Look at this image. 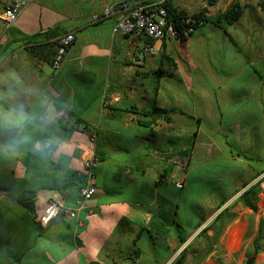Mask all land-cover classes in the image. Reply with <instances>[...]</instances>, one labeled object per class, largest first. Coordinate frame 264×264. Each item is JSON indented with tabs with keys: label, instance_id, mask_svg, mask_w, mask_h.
I'll list each match as a JSON object with an SVG mask.
<instances>
[{
	"label": "crops",
	"instance_id": "0c3cea01",
	"mask_svg": "<svg viewBox=\"0 0 264 264\" xmlns=\"http://www.w3.org/2000/svg\"><path fill=\"white\" fill-rule=\"evenodd\" d=\"M12 1L0 0V93L15 76L40 87L55 104L66 105L64 112L74 125L58 121L57 135L68 152L56 161L42 160L32 151L0 155V264H172L189 245L187 264H243L264 214L256 215L236 200L264 176L252 180L264 161L245 151L233 153L221 134L218 96L211 88L222 83L208 80L213 84L208 87L206 81L221 75L209 62L207 42L215 44L217 56L228 54L230 77L253 70L258 85L242 98H255L264 108V0H167L173 10L206 11L210 17L237 2L243 14L226 33L205 25L185 41L166 35L158 42L112 33L125 13L123 0H31L6 25L3 9ZM108 5L116 7V15L93 23L92 16ZM35 35L42 36L31 38ZM68 35L73 43L53 70L54 49L43 44ZM147 47L156 52L145 53ZM153 108L176 111L165 120L149 115ZM83 128L96 130L94 144ZM257 129L245 127L241 135L247 140ZM92 151L99 159L94 196L75 217L60 214L40 226L38 219L51 199L75 206L84 184L83 159ZM177 156L189 159L181 190L159 182L161 175L181 178L173 165ZM219 162L232 167L227 182L211 181L207 190L199 175V195L191 199L193 171ZM226 208L234 219L204 256L206 245L197 235ZM248 230L243 258L237 259ZM206 234L211 237L213 230ZM180 239H186L181 246ZM258 259L264 264V253L256 264Z\"/></svg>",
	"mask_w": 264,
	"mask_h": 264
},
{
	"label": "built area",
	"instance_id": "2783aa9c",
	"mask_svg": "<svg viewBox=\"0 0 264 264\" xmlns=\"http://www.w3.org/2000/svg\"><path fill=\"white\" fill-rule=\"evenodd\" d=\"M31 0H13L3 9V20L6 25L13 24L23 9L28 5ZM167 0H123L121 8L125 9L123 13L115 22L112 33L119 34L122 36H129L138 39H150L151 41L158 42L162 41L166 35L173 36L177 39L182 37H188L192 32L190 29H185L181 34H178L172 24L169 22L167 10ZM117 13L116 7L108 5L96 15L92 16L93 23H99L104 20L111 19ZM179 35V36H178ZM73 37L71 35L61 38L58 43L59 47L51 62L53 70H57L62 62L63 57L68 51L69 47L73 43ZM156 52L154 47H147L145 53L153 55ZM109 101L107 98L103 99L102 107L108 108ZM64 125H74L69 114L62 111L59 120ZM86 133L90 143L94 144L97 138V132L94 129H82ZM99 163V159L95 156L94 152L88 153L87 157L83 159V171L84 184L79 189L78 199L74 207H66L63 200L60 197L51 199L43 210L42 215L38 219L40 226L45 227L62 214L69 218L75 217V215L85 208V204L90 200L95 192L96 188L94 185V169ZM189 159L186 157H175L173 158V165L177 167V172L181 173L180 179H175V173L171 177H165L161 175L159 182L170 183L176 189H183L185 186L184 176L187 171Z\"/></svg>",
	"mask_w": 264,
	"mask_h": 264
},
{
	"label": "rangeland",
	"instance_id": "374dc122",
	"mask_svg": "<svg viewBox=\"0 0 264 264\" xmlns=\"http://www.w3.org/2000/svg\"><path fill=\"white\" fill-rule=\"evenodd\" d=\"M243 21L242 18L241 22ZM204 30H200L198 33L200 34ZM207 43V49L211 51H207V54H209L207 55L209 62L214 64L213 70L221 75L215 78H211L210 76L208 78L206 77L207 82L210 80L212 83L214 82L213 84L217 85H219V82L222 83L221 86L219 85L220 88H211L218 96L219 111H217V115L221 116V134L223 133L227 137L228 144L231 146L233 153L245 151L249 156L264 161V108L259 105V102H256L255 98L253 100H251V97L247 99L242 98V96L247 95L248 88L258 85V77L251 68L230 77L228 54L226 53V57L223 54L217 56L216 47L212 50L215 44L212 41H208ZM212 83L208 82V87L212 86ZM251 126H258V129L252 132L251 137H247V140H245V137L243 138L241 135V131L243 128H250ZM231 171L232 167L225 163L212 164L211 166L203 168V170L193 171L194 179L191 181V188L189 189L188 195H190L191 199L199 195L197 193L199 187L197 182H195L199 175L201 180L204 181L205 188L208 190L210 187L209 182L211 181L215 180L226 183ZM262 213L264 214V187L256 215H261ZM250 233L251 231L248 230L244 236L238 256L236 257L237 259L243 258L242 255L246 250ZM260 261L258 259L259 264H261Z\"/></svg>",
	"mask_w": 264,
	"mask_h": 264
},
{
	"label": "clouds",
	"instance_id": "9594fccd",
	"mask_svg": "<svg viewBox=\"0 0 264 264\" xmlns=\"http://www.w3.org/2000/svg\"><path fill=\"white\" fill-rule=\"evenodd\" d=\"M66 105H57L38 86H27L15 76L0 93V155L32 151L42 160L56 161L68 146L58 133V120Z\"/></svg>",
	"mask_w": 264,
	"mask_h": 264
},
{
	"label": "trees",
	"instance_id": "16d2710c",
	"mask_svg": "<svg viewBox=\"0 0 264 264\" xmlns=\"http://www.w3.org/2000/svg\"><path fill=\"white\" fill-rule=\"evenodd\" d=\"M261 6V5H260ZM261 8L264 9L263 6ZM166 10L169 22L172 24V27L174 30L181 34L185 29H190L192 32L188 35V37L191 36V34L197 30L198 28L205 26V25H211L214 27H217L221 29L223 32L226 33V28L228 26H231L235 24L239 18L243 14V7L235 2L231 4L226 11L223 13H218L217 15L210 17L206 15V11H200L197 13H187L185 11H177L169 8V6L166 4ZM42 35H35L31 38H37L41 37ZM179 36V35H178ZM48 37V36H47ZM188 37H182L180 36L181 41H185ZM151 40L148 39V42ZM43 46H52L53 47V57L59 47V43L53 42V43H46L43 44ZM53 58L51 59L52 62ZM167 62H169L168 59L165 58ZM175 108H169V109H159V108H153L152 111L149 113V115L154 116V118L162 117L165 120H168L166 117L169 113L175 112ZM147 114V113H146ZM237 158H242L246 161H251L252 159L246 157L237 155ZM264 173V166L261 171L254 174V177L252 180H255L258 178L261 174ZM264 181V176L259 179L258 181L254 182L250 187H248L245 191H243L237 198L236 202L239 203L243 208L249 209L252 213H257L258 211V201L260 199V193H261V183ZM82 187V186H81ZM245 185L243 186V188ZM223 203L220 206H222ZM234 219V215H229L228 209H224L221 211L211 222V224L203 229L198 235L197 238L203 241L206 245L204 256H207L210 252H212V246L218 242V239L224 229V227L229 223L232 222ZM212 229L213 235L211 237L207 236L206 230ZM186 239H180L178 240V244L181 246ZM263 240H264V217H260L258 224H257V232L253 240L251 241L246 253H245V259L243 264H256V258L261 253H264L263 248ZM191 245L184 248L180 254L176 257V259L173 261L172 264H187L188 263V255L192 253Z\"/></svg>",
	"mask_w": 264,
	"mask_h": 264
}]
</instances>
